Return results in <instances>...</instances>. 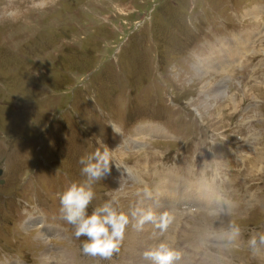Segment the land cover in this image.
<instances>
[{
    "label": "rangeland",
    "instance_id": "obj_1",
    "mask_svg": "<svg viewBox=\"0 0 264 264\" xmlns=\"http://www.w3.org/2000/svg\"><path fill=\"white\" fill-rule=\"evenodd\" d=\"M218 83L237 107L223 108ZM105 145L121 167L93 185L88 211L116 194L129 216L110 256L85 253L59 211L81 157ZM0 168L2 264H41L45 250L50 264H124L128 245L141 249V201L170 173L226 200L171 212L168 234L182 217L199 229L177 234L184 247L166 236L182 264L197 241L205 264H264V0H0ZM38 218L51 233L28 227Z\"/></svg>",
    "mask_w": 264,
    "mask_h": 264
},
{
    "label": "clouds",
    "instance_id": "obj_2",
    "mask_svg": "<svg viewBox=\"0 0 264 264\" xmlns=\"http://www.w3.org/2000/svg\"><path fill=\"white\" fill-rule=\"evenodd\" d=\"M108 125L114 133L120 134L114 124ZM113 152L114 149L105 145L102 149L82 156L79 163L82 165L80 171L84 179L71 182L60 194L59 211L62 218L73 226L76 238L85 237L81 241V247L91 255L110 256L119 251L129 224V216L121 210L116 194L109 195L103 203L88 211L95 197L93 185L110 172L112 165L121 167ZM118 190L119 187L116 188ZM177 255L167 240H161L155 248L145 252V256L154 264H173Z\"/></svg>",
    "mask_w": 264,
    "mask_h": 264
},
{
    "label": "bare ground",
    "instance_id": "obj_3",
    "mask_svg": "<svg viewBox=\"0 0 264 264\" xmlns=\"http://www.w3.org/2000/svg\"><path fill=\"white\" fill-rule=\"evenodd\" d=\"M245 13H246V15H248L249 13H253V16H258V14H259L258 9H253V10L248 9V10H246ZM250 34L252 35L251 32H250ZM244 39H245V37H244ZM210 49H209V51H210ZM242 50H243V48H238L237 45H234V50L229 49L228 52H230V51L236 52V51H242ZM224 57L225 56H223V57L219 56L220 63L218 66L222 67L225 65L224 64V62H225ZM199 60H201V59H199ZM215 65H217V64H215ZM216 69H217V67H216ZM225 71H227V70L225 69ZM207 83H210V81H208ZM212 87H214V86H212ZM212 89L215 93L221 94V95H218V98L221 99L220 102L223 101L225 103L223 108L226 109L227 107L230 106L229 104H227V100L229 102L230 98H232L231 99L232 104H233L232 107L233 108L237 107V104H236L237 101H235L236 96H234L233 93L230 94V92L228 91L229 87L227 88V85H224L222 83H218ZM213 96H215V95H213ZM220 106H222V105H220ZM144 129H147V130H144ZM164 133L165 132L160 127H141L138 130V134H142L144 136L164 135ZM168 176H170V177L167 179V181L165 183L158 184V186L156 185L154 188V193L146 196V198H144V200L141 201V207H140V210L138 212L139 218H138V215L136 217L138 220V228L137 227L133 228L137 233L140 234V248L141 249L134 251L133 248L131 247V245H128L127 248L125 247L126 248V254L125 255H129L130 258H128L124 264H154V262L151 259H149L145 256V252L147 250L155 248L156 245L161 240H167L166 236H170V243L178 246L179 238L177 237V234L182 233L184 227H186V229H188V231H186L187 232L186 235H188L190 233L194 234L199 230V229L196 230L195 228L191 229V228L187 227V225L183 221L184 218L182 217L181 224L175 228L173 233L168 234V230H167L168 229V223H170V225H171V223L173 224V218L171 216L172 215L171 212L178 211L179 209H184V210H186L185 215H187V217H188V216H190L188 214L192 211L193 207L197 208L199 206H203V207H207L210 209H219V208H223L226 206V203L224 202L226 200L223 201L222 199H220V197L216 196L209 189L210 185L208 186L207 180H205L207 182H205L203 180L198 181V179L196 178V180H195V181H197L196 183L184 182L175 174L171 175V173H170V174H168ZM181 203H186V204L179 205ZM41 219L42 218H38L37 223H33L31 221H28V227L42 226V229H41L42 232L40 233L41 236L44 235V233L46 234V232L51 233L50 232L51 228L49 229L50 226L44 225L42 223ZM29 224H31V225H29ZM161 225H163V228H161ZM44 229H46V232L44 231ZM53 229L58 230L57 227H53ZM201 235H203V234H201ZM201 235L197 236L198 240L202 237ZM197 242H199V241H197ZM197 242L194 243L195 244V246H194L195 250L194 251L196 253L195 259H194V264L195 263L205 264L204 259H202L204 256L201 258L200 252H198L199 248H198ZM188 243H189V241H188ZM189 245L191 246V244H189ZM187 250H190V247H187ZM41 259H42V261H40L41 264H50V259H49V256L47 254V250L43 251ZM2 263L0 262V264H2ZM4 264H10V263H4ZM173 264H177L175 262V260L173 261Z\"/></svg>",
    "mask_w": 264,
    "mask_h": 264
},
{
    "label": "water",
    "instance_id": "obj_4",
    "mask_svg": "<svg viewBox=\"0 0 264 264\" xmlns=\"http://www.w3.org/2000/svg\"><path fill=\"white\" fill-rule=\"evenodd\" d=\"M3 172V169L0 168V175L2 174ZM1 182H3V180H1Z\"/></svg>",
    "mask_w": 264,
    "mask_h": 264
}]
</instances>
